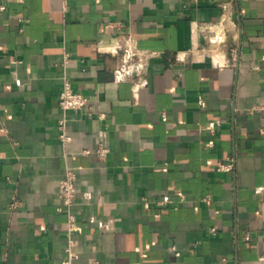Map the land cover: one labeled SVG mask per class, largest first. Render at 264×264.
I'll use <instances>...</instances> for the list:
<instances>
[{
  "label": "crops",
  "instance_id": "1",
  "mask_svg": "<svg viewBox=\"0 0 264 264\" xmlns=\"http://www.w3.org/2000/svg\"><path fill=\"white\" fill-rule=\"evenodd\" d=\"M0 5V264H264V0Z\"/></svg>",
  "mask_w": 264,
  "mask_h": 264
},
{
  "label": "built area",
  "instance_id": "2",
  "mask_svg": "<svg viewBox=\"0 0 264 264\" xmlns=\"http://www.w3.org/2000/svg\"><path fill=\"white\" fill-rule=\"evenodd\" d=\"M4 5H0V9H3ZM206 31L209 33H212L214 35V38L216 40H221L222 34L225 31V27L222 23L218 25H207L205 27ZM128 40H131V38L128 36ZM116 49H123L124 56L127 59H131L133 57H138L139 53L137 48H135L133 45L129 44L124 47H122L121 44L117 43L115 45ZM234 52V50H233ZM233 58H235L233 56ZM66 62V60H65ZM120 72V71H118ZM88 98L83 95L82 93L75 91L70 82L66 77H63L62 81V88L59 93L58 98V104L62 111V116L58 120V130L60 132L59 137L61 140L66 143L70 140V137L66 134L65 125H66V112L68 110H81L84 109L88 104ZM255 110L259 111L264 115V103L254 107ZM210 145V143L208 144ZM232 168V163L229 159L227 162H219L217 164V171H226ZM75 172L70 169L66 168L64 177L61 179L59 183V190H58V196L60 200L62 201V205L67 210V222H66V230H67V239H68V245L65 249L67 253V258L63 261L62 264H73V258L76 255V252L73 250V239H72V232L78 229L74 214L71 212V208L74 204L75 198H76V186H75ZM18 205V201L15 198V196H12V203L11 206L15 207ZM212 232H215V228H211ZM245 239L249 238V234L247 232L244 233ZM170 250L175 251L176 248L174 246L169 247ZM225 261V259H223Z\"/></svg>",
  "mask_w": 264,
  "mask_h": 264
}]
</instances>
